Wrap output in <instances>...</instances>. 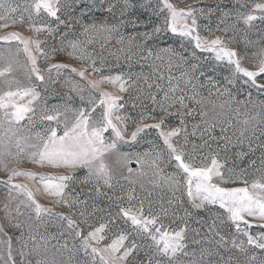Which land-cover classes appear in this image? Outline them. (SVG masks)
I'll return each mask as SVG.
<instances>
[{
	"label": "rangeland",
	"instance_id": "374dc122",
	"mask_svg": "<svg viewBox=\"0 0 264 264\" xmlns=\"http://www.w3.org/2000/svg\"><path fill=\"white\" fill-rule=\"evenodd\" d=\"M6 2L19 7L17 13L10 14L6 20H0V25L8 24L7 27L0 26V37L17 32L24 39L41 41V51L35 50L34 43L30 44V48L45 79L43 82L36 81L30 73L31 62L19 41L0 39V52L5 56L9 54V49L13 54L17 51L19 53L16 56L18 64L14 65L13 72L9 74V79L13 81L11 90L31 86L40 93V99L32 105L35 115L29 113L31 120L26 117L19 124H13L12 132L8 131L9 126L4 122L0 111V161L7 164L9 170L37 174L35 180L15 176L12 183L26 184L35 200L43 207L50 208L53 214L44 213L37 218L32 208L21 203L26 200L25 196L17 190L9 192L10 185L6 183L9 172L0 167V264H9V240L15 264H38V261L45 259L49 262L54 260L56 264H148L149 256H152L153 264L156 261L169 264L167 258L153 256V250L149 247L152 241L142 235L137 236L131 221L126 222V218L120 213V209L125 208L136 214V209L141 204L145 216L151 214L158 218L157 227L162 225V231L184 229L183 242L186 247L171 264H260L264 260V250L247 245L246 237L238 233L228 220L226 209L221 208L218 203L204 202L200 208L194 206L201 201L188 196L186 176L177 169L174 161H169L167 149L155 129H146L131 148L126 144H118L119 150L127 152L131 157V163L127 167L116 165L113 156H106L111 166V187L103 179L97 182L93 178L89 183H83L87 170L76 169L77 179L69 182L66 190V195L77 202L71 208L57 203L59 198L48 195L38 179L40 175L69 174L67 169L39 167L30 163L27 157H17L15 154L17 140L21 143L25 139L30 144L39 143L37 134H43L49 127H57L55 121L41 120L42 109L47 108L50 113L55 109H78L86 104L90 92L98 104L100 92L104 91L123 97L120 103L124 106L117 114L127 117L122 123V127L126 126V138L130 137L141 122L142 115H153L158 120L163 115L159 110L160 103L174 104L170 111L177 113L179 110L183 112V117L179 114L166 116L163 127L165 131L174 127L186 130L188 143H184L185 132L181 133L178 142L184 147L186 156L193 157L194 166L210 165L211 158L215 155L221 164L223 180L214 177V183L227 188L248 187L249 191H253V182H264V92L249 89L243 85L242 80L238 81L236 87L228 85L226 77L231 75V71L227 61H217L215 52L195 48V41L189 37L181 38L169 33L163 40L145 42L141 34L164 22L166 12L159 15L154 12L159 0H129L133 7L128 10L124 9L125 0H75L71 13L62 9L60 18L65 24L59 25L45 14H33L29 19L24 9L32 0ZM62 2L73 3V0ZM169 2L178 10H192L197 19V32L194 35L198 34L202 40L208 41L219 37L224 42V47L237 52L243 67L255 71L257 64L264 59V19L259 18L258 10H253L254 4L264 3V0ZM109 6L112 7L111 11H108ZM250 12L258 18L251 24H245L243 16ZM134 20H138V23L130 22ZM93 24L97 26L96 29L84 31L83 26ZM101 25L114 27V30L99 31ZM47 27L53 29L51 35L46 30L39 33L35 31V28ZM133 36L135 39L130 44L129 38ZM72 43L77 44V49L73 55H69L74 51L70 47ZM165 48L175 50L177 55L170 56L168 52L162 51ZM149 50L151 56H148ZM77 56H82V59H77ZM93 60L98 69L95 73ZM4 63L0 61V67ZM57 64L68 67L59 70L52 68L49 71L52 65ZM193 64L197 65L196 69H192ZM71 68L84 70V77L71 72ZM183 72L189 73L186 79L181 78ZM115 75H121L133 87L122 93L112 84H103L99 90H92L88 84V81L99 80L101 76ZM169 77L173 79L170 81ZM257 79L259 83H264V74ZM73 87L84 89L85 101L82 102L71 90ZM224 88H228L230 96L218 94V90L222 92ZM8 90L9 86L0 78V94ZM249 91L251 102L248 99ZM165 93H168L167 101L164 99ZM153 95L157 101L155 104L151 99ZM181 97L187 108L181 109L178 103ZM27 100L25 97L18 102L23 104ZM189 110L191 115H188ZM101 112L102 109L97 107L92 113L93 119H99ZM201 113L207 115L202 116ZM181 118L183 125L180 123ZM157 120L145 119L143 123L153 124ZM213 123L215 127L210 132L205 131L208 124ZM221 128L225 131L222 132ZM242 129H247L243 136L240 135ZM62 131L61 124L58 134H62ZM105 137L109 142L112 139L109 133H105ZM193 144L196 145L195 148ZM8 152L12 155H8ZM157 154L162 157L158 161L159 168L152 163ZM250 155V166L256 167L258 174H261L255 180H247L245 185V179L241 176L242 165ZM137 156L143 160V164L137 162ZM128 168L132 171L129 172ZM174 176L180 181L179 185L173 182ZM97 187L99 192L96 191ZM18 206L19 213L16 211ZM82 211L85 213L84 217L80 215ZM61 215L76 221L79 230L85 235L104 224L106 227L101 233L104 239L98 244L93 242V247L103 250L113 239L124 233L128 237L124 242L125 246H131L134 241L137 248L124 261L113 260L107 252L92 254L89 249L86 253L81 247L80 238L75 237L68 228L67 220L60 219ZM245 219L253 225L246 229L250 234L258 236L264 232V228L258 226L260 221L248 216ZM85 220L87 223L83 222ZM17 223L20 227L14 226ZM241 228L245 226L241 224ZM221 235L226 238V244L218 243ZM32 236L36 237L35 242L31 239ZM233 239L238 243L245 241L247 255L232 246ZM21 252L24 253L23 257ZM184 252L188 254L184 255ZM122 254L123 249L116 255ZM101 255L105 257L103 261ZM253 255L256 257L255 261L250 259Z\"/></svg>",
	"mask_w": 264,
	"mask_h": 264
},
{
	"label": "snow or ice",
	"instance_id": "6c2138e0",
	"mask_svg": "<svg viewBox=\"0 0 264 264\" xmlns=\"http://www.w3.org/2000/svg\"><path fill=\"white\" fill-rule=\"evenodd\" d=\"M74 3L75 0H73V3H63L62 0H32V3L26 6L24 11L28 13L29 19H31L33 14H45L55 20L59 25L65 24V21L60 18L62 9H67L69 10V13H71ZM92 6L94 7L95 4L93 3ZM18 7L19 6H13L11 3H7L6 0H0V20H6L10 14L17 13ZM132 7L133 4L130 3L129 0H125L124 9L128 10ZM111 10L112 7L109 6L108 11ZM253 10H258L260 13L259 18L264 19V3L254 4ZM210 11L211 10H209V13ZM154 12L157 15L166 12V15H164V22L162 25H154L151 31L141 34L145 42L163 40L169 33L181 38L189 37L195 41V48L215 52V58L217 61H227L231 71V75L226 77L228 85L236 87L238 81L242 80L243 85H246L249 89H256L258 92H264V83H259L257 79L261 74H264V59L260 60L255 71L243 67L237 52L233 49L224 47V42L219 37L208 41L202 40L198 34L194 35V33L197 32V19L193 14V11H185L184 9L178 10L169 2V0H159ZM201 14H203V10H201ZM257 18L258 17L251 14V12L243 16L245 24H251V22ZM20 20L21 22L23 21V15L20 16ZM189 20H191V23H188ZM130 22L136 24L138 23V20ZM0 26L7 27L8 24L5 23ZM83 27L85 32H87L89 28H97L94 24L85 25ZM45 30L49 35L53 32L51 27H47L46 29L35 28L37 33ZM98 30L111 32L114 30V27L109 28L105 25H101ZM0 39L5 41H19L23 45V52L31 62L30 73L34 75L36 81H44L45 77L37 66L36 57L32 54V49L30 48V44L34 43L35 50L41 51V41L37 40L33 42L24 39L17 32L9 33L7 36L0 37ZM134 39V36L130 37L128 42L131 44ZM70 47L74 51L69 53V55H73L77 49V44L72 43L70 44ZM7 51L9 53L7 56H5L3 52H0V61L5 62L4 66L0 67V78H2L3 83L9 86L10 90L0 94V111L3 113L4 122L9 126L8 131L12 132L13 124H19L26 117L31 120L32 116L35 115V110L32 105L34 101L40 99V93L35 87L31 86L23 89L17 88L15 91L11 90L13 81L9 79V74L13 72L14 65L18 64L16 56H18L19 53L17 51V53L13 54L10 49ZM162 51L168 52L170 56L177 55L175 50L170 48L162 49ZM151 55L152 53L149 50L148 56ZM194 55L195 53H193V56ZM76 58L82 59V56H77ZM180 59L183 60V57H180ZM92 64L93 72L95 73L98 69L95 68L94 60L92 61ZM67 67L68 65L63 64L52 65L49 71H51L52 68L59 70ZM191 67L192 69H196L197 65L193 64ZM71 72L78 73L81 77H84L85 75L84 70H78L76 68H71ZM188 76V72L181 73L182 79H186ZM172 79L173 77H169L170 81ZM106 83L117 86L122 93L127 92L130 87H133V84L128 80H125L121 75L101 76L99 80L88 81L92 90H99L101 85ZM149 87H151V85H149ZM71 90L79 96L82 102L85 101L83 88L73 87ZM218 94L231 95L228 88H224L222 92L218 90ZM25 97L28 98L27 103L21 104L18 102V100ZM122 99L123 97L121 96L101 91L97 104V101L93 99L90 92L86 104L78 109H55L51 113L47 108L42 109L41 120L55 121L57 127H49L43 134H37L36 139L39 143L30 144L27 142V139L21 143L20 140H17V152L15 155L17 157L23 155L27 157L30 163L36 164L39 167L67 169L69 174L58 176L40 175L38 179L40 183L43 184L44 190L48 195L59 198L57 203L71 208L77 202L66 195V190L69 188V182L77 179L75 175L76 169L87 170L83 183H89L93 178L97 182L103 179L104 183L111 187L109 183L111 179V166L106 160V156H113L116 165L127 167V165L131 163V157L127 152L120 151L118 144H126L131 148L134 146L135 142H137L138 136L145 132L146 129H155L158 131V135L167 149L169 161H174L177 169L186 176L188 196L201 201V203L195 204L194 206L200 208L203 206L204 202L210 204L218 203L221 208L226 209L228 213L227 218L235 227L236 231L242 233L246 237L247 245L264 250V232L260 233L258 236L250 234L246 229L251 228L253 225L249 220L245 219L246 216L253 217L255 220L261 222L258 226L264 228V182H253L251 185L253 191H249L248 187L227 188L219 186L213 182L214 177H220L221 180H223L220 171L221 164L215 155L212 156L210 165L206 164L202 167L194 166L192 163L193 157L191 155L186 156L184 147L178 142L181 133L185 132L184 143H188L186 130L182 127H174L165 131L163 127L165 125L166 116L179 114L183 117V112H180L179 110H177V113L170 111V109L175 106L174 104L160 103L159 110L163 115H161L158 120L157 117L153 115H142L140 118L141 122L138 123L135 130L131 132L130 137L126 138V126L122 127V123L127 117L117 114L124 106L120 103ZM151 99L154 104L157 103L154 95L151 96ZM164 99L165 101L169 99L168 93H165ZM248 99L249 102H251L250 91L248 92ZM178 103L180 104L181 109L187 108V105L183 102V97L179 99ZM97 107H100L102 112L99 119L94 120L92 113L96 111ZM262 107H264V105H262ZM29 113H31L32 116H28ZM191 114L192 112L189 110L188 115ZM201 115L206 116L207 113H201ZM145 119L157 120V122L146 124L143 123V120ZM180 123L181 125L184 123L182 118ZM205 123L207 124V121H205ZM61 124L63 125V131L62 134H58V128ZM245 124H247V121H245ZM214 127V123L208 124L205 131L210 132ZM221 131L224 132L225 129L221 128ZM245 131H247V129H242L240 135L243 136ZM105 133H109L112 137L110 142L106 139ZM201 139H203V135H201ZM225 139L229 138L225 137ZM195 147L196 145L193 144V148ZM7 154L12 155L11 152H8ZM136 159L138 163L143 164V160L139 156H137ZM161 159V155L157 154L156 158L152 161L153 166L159 168L158 161ZM17 162L19 163L20 161L18 160ZM0 167H2L4 171L9 172L6 182L10 185L9 192L11 193L12 190H17L21 195L25 196L26 200L21 203L32 208L37 218L41 217L44 213L49 215L53 214L50 208L43 207L35 200L32 191L29 190L26 184L12 183L13 177L15 176H25L29 179L35 180L37 179V174L31 171L9 170L7 164H4L2 161H0ZM128 171L131 172L132 169L128 168ZM172 180L175 184L179 185L180 181L175 179V176ZM243 183L247 185L248 181L244 180ZM193 187L195 192H193ZM96 191L99 192L98 187L96 188ZM5 208H7V204L5 205ZM16 211L19 213V206ZM120 213L126 218V222L129 220L131 221L137 236L142 235L146 239L152 241V244L149 247L153 250V256L167 258L169 264H171L177 254L183 252L185 249L186 245L183 242L185 239L184 229L174 232L162 231V225L157 227L158 218L156 216L151 214L145 216L143 214L142 204L136 209V214H133L131 209L125 208H121ZM80 215L81 217H84L85 213L82 211ZM60 219L67 220L68 228L72 230L75 237L80 238L81 247L86 253L89 249H91L92 254H96L97 252H107L113 260L124 261L137 248L134 241L131 246L126 247L124 242L128 238L127 234L121 233L116 239H113L111 244L107 245L105 249H98L97 247H93L92 243L95 242L98 244L104 239L103 235H101L106 227L104 224H100L93 230L88 231L85 235L79 230V225L71 217L61 215ZM83 222L87 223L86 220ZM241 224H243L245 228H241ZM14 226L20 227V224L17 223ZM217 235H219V233H217ZM31 239L34 242L36 241L35 236H32ZM218 243L226 244L227 240L221 235ZM231 243L234 248H237L239 251L247 255V249L244 246L245 241H240L238 243L233 239ZM64 247L66 248L67 244H65ZM121 249H123V254L116 255L121 252ZM187 254L188 253L184 252V255ZM23 255L24 253L21 252L22 257ZM8 259L9 264H15V261L12 259L10 240L8 241ZM104 259L105 257L101 255V260L103 261ZM250 259L251 261H255L256 257L253 255ZM38 264H56V262L54 260L49 262L45 259L43 261H38ZM148 264H153L152 256H149ZM156 264H161V261H156ZM260 264H264V260H261Z\"/></svg>",
	"mask_w": 264,
	"mask_h": 264
},
{
	"label": "trees",
	"instance_id": "16d2710c",
	"mask_svg": "<svg viewBox=\"0 0 264 264\" xmlns=\"http://www.w3.org/2000/svg\"><path fill=\"white\" fill-rule=\"evenodd\" d=\"M249 160H251V155L248 156V159H246V161H244V163L242 165L243 173L241 176H243V179H245V180L252 181V180L259 178V175L261 173L259 172V174H258V172L256 171V167L250 166Z\"/></svg>",
	"mask_w": 264,
	"mask_h": 264
},
{
	"label": "water",
	"instance_id": "95a60500",
	"mask_svg": "<svg viewBox=\"0 0 264 264\" xmlns=\"http://www.w3.org/2000/svg\"><path fill=\"white\" fill-rule=\"evenodd\" d=\"M136 165V164H135Z\"/></svg>",
	"mask_w": 264,
	"mask_h": 264
}]
</instances>
